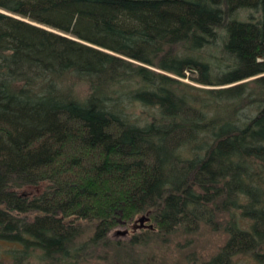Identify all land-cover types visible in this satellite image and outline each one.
I'll return each instance as SVG.
<instances>
[{"label": "trees", "instance_id": "obj_1", "mask_svg": "<svg viewBox=\"0 0 264 264\" xmlns=\"http://www.w3.org/2000/svg\"><path fill=\"white\" fill-rule=\"evenodd\" d=\"M202 227L200 264H264V0H0V264H156Z\"/></svg>", "mask_w": 264, "mask_h": 264}, {"label": "rangeland", "instance_id": "obj_2", "mask_svg": "<svg viewBox=\"0 0 264 264\" xmlns=\"http://www.w3.org/2000/svg\"><path fill=\"white\" fill-rule=\"evenodd\" d=\"M194 84L190 81H187ZM195 85V84H194ZM46 183L26 187L19 191L24 197L33 198L43 193L46 188ZM144 215L137 216L133 223H121L114 231L111 232L110 237L114 241L121 243L130 240L131 236L149 229L150 222H146L143 225L140 223L141 218ZM85 229H88L87 226ZM228 237L223 232H213L206 227H202L197 235L184 236L178 235L171 238V240L165 245H155L145 249L146 254H152L156 257V264H190L202 263L210 260L220 248L226 243ZM157 242V241H156ZM7 248L5 243L0 242V260L3 257L4 249ZM7 259L4 260L7 264ZM3 261V259L1 260ZM240 264H252L249 259L240 260Z\"/></svg>", "mask_w": 264, "mask_h": 264}, {"label": "water", "instance_id": "obj_3", "mask_svg": "<svg viewBox=\"0 0 264 264\" xmlns=\"http://www.w3.org/2000/svg\"><path fill=\"white\" fill-rule=\"evenodd\" d=\"M148 223V222H151V218L148 216V215H144L142 218H141V221L140 223L143 225L144 223ZM149 229H153V225L149 226Z\"/></svg>", "mask_w": 264, "mask_h": 264}]
</instances>
